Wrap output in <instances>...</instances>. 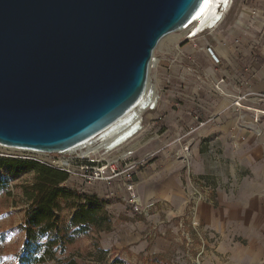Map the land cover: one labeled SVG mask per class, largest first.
Returning a JSON list of instances; mask_svg holds the SVG:
<instances>
[{
    "label": "water",
    "instance_id": "1",
    "mask_svg": "<svg viewBox=\"0 0 264 264\" xmlns=\"http://www.w3.org/2000/svg\"><path fill=\"white\" fill-rule=\"evenodd\" d=\"M203 0H0V146L77 148L145 96L157 43Z\"/></svg>",
    "mask_w": 264,
    "mask_h": 264
},
{
    "label": "crops",
    "instance_id": "2",
    "mask_svg": "<svg viewBox=\"0 0 264 264\" xmlns=\"http://www.w3.org/2000/svg\"><path fill=\"white\" fill-rule=\"evenodd\" d=\"M206 45L218 59L199 54L210 62L212 96L161 106L157 154L134 175L139 203L153 204L141 219L186 221V232L177 229L193 238L197 264H264V0H241ZM187 109L211 119L185 123Z\"/></svg>",
    "mask_w": 264,
    "mask_h": 264
},
{
    "label": "rangeland",
    "instance_id": "3",
    "mask_svg": "<svg viewBox=\"0 0 264 264\" xmlns=\"http://www.w3.org/2000/svg\"><path fill=\"white\" fill-rule=\"evenodd\" d=\"M240 2L241 0H232L214 31L204 29L197 36L188 37L183 31L175 30L157 43L147 74V95H153L155 107L141 112L143 128L133 141L136 146L135 156L151 155L149 161L155 158L162 138H156L155 133H162L164 127L161 125L164 118L160 108L165 102L182 105L188 94L194 95V100L200 98L202 101H209L208 98L212 96L210 62L201 61L199 54L204 51L208 54L206 48L209 45L206 43L217 33L224 32V27L235 16ZM193 89H196L193 91L196 94L191 92ZM187 111L189 114L184 119L185 123L189 117L195 126L211 119H202L197 112ZM180 125L184 126V123L180 121ZM188 147H182V155L188 153ZM32 156L38 157L23 150L0 146L1 158L32 161ZM72 156L74 155L70 153H50L47 157L63 159ZM33 175V170L15 174L6 167L0 168V264H18L17 253L24 240V233L18 225L22 222L27 206L22 187L32 183ZM69 175L66 186L79 192L97 194L106 200L103 205L112 227L110 231H90L78 236L74 242L66 244L63 257H74L78 264H197L195 252L190 250L193 238L182 235V231L177 229L179 227L186 232V221L162 220L153 223L142 220L144 209L149 207L144 205L140 212L132 211L126 205L124 190L116 187L120 181L87 184L77 175ZM121 194L123 201L120 199ZM58 206L59 220L64 226L68 223L71 211L65 201H58ZM51 263L52 261L48 264Z\"/></svg>",
    "mask_w": 264,
    "mask_h": 264
},
{
    "label": "trees",
    "instance_id": "4",
    "mask_svg": "<svg viewBox=\"0 0 264 264\" xmlns=\"http://www.w3.org/2000/svg\"><path fill=\"white\" fill-rule=\"evenodd\" d=\"M15 173L34 171L32 183L22 187L27 206L18 225L24 233L17 253L18 264H78L74 257H63L66 244L90 231H110L111 221L106 200L97 194L79 192L65 185L69 174L36 160L0 157V168ZM1 182V181H0ZM1 184V183H0ZM2 186L0 187L1 190ZM65 201L71 211L68 223L61 225L58 201ZM98 251H101L98 248Z\"/></svg>",
    "mask_w": 264,
    "mask_h": 264
},
{
    "label": "built area",
    "instance_id": "5",
    "mask_svg": "<svg viewBox=\"0 0 264 264\" xmlns=\"http://www.w3.org/2000/svg\"><path fill=\"white\" fill-rule=\"evenodd\" d=\"M232 3V0L230 4ZM188 33V37H190ZM206 51L214 62H218L214 54V49L211 46H207ZM222 80V79H221ZM153 96L152 94H150ZM259 98L264 100V93L259 94ZM155 107V99L153 101L146 102L142 106H134L130 112V120L125 124L134 128L132 132L125 136L118 143H111L107 148L105 146L98 147L99 142L102 141L101 134L95 135L94 138L87 141L89 147L93 149L85 152L87 147L86 143L78 145L77 148L64 150L63 152H47L40 153L35 151L29 152L31 155L35 154L38 157L32 156L31 159L38 162L56 168L61 171H65L68 174H74L83 180L87 184L95 182H122V189L125 193L126 205L131 207V210L140 212L143 206L139 203V198L134 184V175L142 168L150 159L151 155L135 156L136 151L135 137L140 133L142 126V111L153 110ZM124 124V125H125ZM123 125V126H124ZM50 153H57L63 155V153H70L74 156L67 158L56 159L55 157H47ZM152 203H146L145 207H151Z\"/></svg>",
    "mask_w": 264,
    "mask_h": 264
},
{
    "label": "bare ground",
    "instance_id": "6",
    "mask_svg": "<svg viewBox=\"0 0 264 264\" xmlns=\"http://www.w3.org/2000/svg\"><path fill=\"white\" fill-rule=\"evenodd\" d=\"M231 0H203L201 2L199 8L195 13V19L190 24H188L184 29H178L183 31L184 33H190V37L197 36L204 29L211 30L216 24L223 18L224 12L229 7ZM145 96L140 100L139 104L136 106H142L146 104V102L153 101L154 97H149L147 93L149 92V84L147 83V88L145 91ZM155 99V98H154ZM131 114L126 115L121 120L113 123L109 126L108 129L101 133L102 141L97 145L98 147L105 146L106 148L111 143H118L120 140L125 138L126 135L130 134L134 128H130L125 124L126 121L130 120ZM125 124V125H124ZM124 125V126H123ZM90 144V142H89ZM89 144H85L87 147L85 152L93 149V147H89Z\"/></svg>",
    "mask_w": 264,
    "mask_h": 264
}]
</instances>
